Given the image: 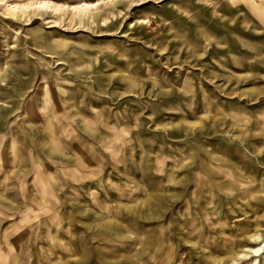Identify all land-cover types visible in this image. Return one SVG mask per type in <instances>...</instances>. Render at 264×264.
I'll return each instance as SVG.
<instances>
[{"label":"rangeland","instance_id":"rangeland-1","mask_svg":"<svg viewBox=\"0 0 264 264\" xmlns=\"http://www.w3.org/2000/svg\"><path fill=\"white\" fill-rule=\"evenodd\" d=\"M0 264H264V0H0Z\"/></svg>","mask_w":264,"mask_h":264},{"label":"bare ground","instance_id":"bare-ground-1","mask_svg":"<svg viewBox=\"0 0 264 264\" xmlns=\"http://www.w3.org/2000/svg\"><path fill=\"white\" fill-rule=\"evenodd\" d=\"M41 4H42V3H41ZM88 5H89V4H88ZM88 5L84 4V6H86V9H83V10H82L83 12L88 11V9H89V8L87 7Z\"/></svg>","mask_w":264,"mask_h":264}]
</instances>
